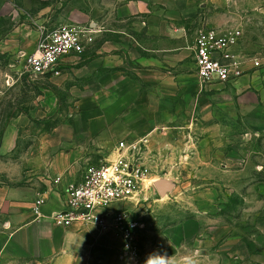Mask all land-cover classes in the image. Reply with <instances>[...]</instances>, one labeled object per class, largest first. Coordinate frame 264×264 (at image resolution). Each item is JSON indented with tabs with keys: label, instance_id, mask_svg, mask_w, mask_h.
<instances>
[{
	"label": "rangeland",
	"instance_id": "374dc122",
	"mask_svg": "<svg viewBox=\"0 0 264 264\" xmlns=\"http://www.w3.org/2000/svg\"><path fill=\"white\" fill-rule=\"evenodd\" d=\"M34 4L38 28L64 22L88 24L86 11L76 8H153L156 4L158 8H200L199 25L237 31L239 52L260 60L264 67V0H34ZM132 22V18L127 20L128 27ZM107 37L106 32L100 35L82 57L71 59L64 68L36 76L24 73L27 55L11 60L0 50V131L14 117L40 109L42 104L48 111L36 110L30 126L21 128L20 133L37 136L56 131L81 110L78 101L89 113L102 110L117 126L121 102L132 93L115 92L121 96L120 103L112 101L114 94L107 92L108 67L93 61L97 45ZM102 48L106 53L107 46ZM95 81L102 90L96 88ZM187 99L180 93L171 107L150 110L156 122L126 138L150 133L141 191L126 203L131 218L143 223L137 232L139 253L156 247L157 238L158 242L168 239V227L187 223L181 231L167 234L185 237L194 233L198 238L194 244L168 247L171 257L178 255L179 264L193 252L199 264H264V93H260L257 130L243 124L240 117H232L225 102L192 108ZM94 101L98 102L95 107ZM119 139L103 140L105 149L89 156L80 171L87 163L111 160ZM23 144L19 141V146ZM240 145L244 148L236 149ZM160 179L172 184L164 194L153 185ZM163 248L158 243V250ZM123 256L136 264L138 256Z\"/></svg>",
	"mask_w": 264,
	"mask_h": 264
},
{
	"label": "crops",
	"instance_id": "0c3cea01",
	"mask_svg": "<svg viewBox=\"0 0 264 264\" xmlns=\"http://www.w3.org/2000/svg\"><path fill=\"white\" fill-rule=\"evenodd\" d=\"M76 9L89 15L88 24L95 30L91 44L105 32L108 36L97 45L93 61L108 67L107 92L114 94L112 101L120 103L119 92L132 96L121 102L123 111L116 119L117 126L102 110L89 113L78 101L81 110L56 131L37 136L20 133L21 128L30 126L36 110L48 111L45 104L14 117L0 131V264H132L123 256L121 240L113 232L79 223L60 226L50 216L62 208L63 190L79 179L81 164L105 149L103 140L130 139L156 122L150 110L171 107L178 101V94H186L192 108L225 102L232 117H240L252 130L259 128L263 66L245 62L243 75L232 84L201 86L197 80L192 54L196 32L202 26L200 8H158L156 4L153 8ZM35 12L34 0H0V50L11 60H22L33 51L38 36ZM130 18L133 22L128 27ZM85 50L66 57L59 68L82 57ZM236 51L242 58L249 57L238 47ZM100 85L95 81L96 88L102 90ZM93 103L95 107L98 102ZM19 141L24 144L19 146ZM242 148L240 145L236 149ZM36 199L42 200L37 217L33 213ZM186 226L175 224L165 231H181ZM167 234L168 239L158 242L157 238L156 247L139 253L135 263L143 264L147 255L156 251L179 264L178 255L171 257L168 247L176 249L198 240L194 233L185 237ZM158 243L164 248L158 250Z\"/></svg>",
	"mask_w": 264,
	"mask_h": 264
},
{
	"label": "built area",
	"instance_id": "2783aa9c",
	"mask_svg": "<svg viewBox=\"0 0 264 264\" xmlns=\"http://www.w3.org/2000/svg\"><path fill=\"white\" fill-rule=\"evenodd\" d=\"M94 33L89 24L72 22L52 28L39 27L35 47L24 60V73L36 76L54 71L66 57L82 53L91 44ZM238 41L239 33L229 28H211L204 24L198 28L192 55L201 86L235 83L243 75L245 62L253 67L261 65L254 57L242 58L236 51ZM149 136L150 133H145L131 140L121 138L115 143V156L111 160L85 164L79 179L64 188L62 208L51 214V220L60 226L79 223L111 231L121 240L122 253L137 257V232L143 223L131 218L126 203L141 191ZM41 202V199L34 202L36 217Z\"/></svg>",
	"mask_w": 264,
	"mask_h": 264
},
{
	"label": "clouds",
	"instance_id": "9594fccd",
	"mask_svg": "<svg viewBox=\"0 0 264 264\" xmlns=\"http://www.w3.org/2000/svg\"><path fill=\"white\" fill-rule=\"evenodd\" d=\"M143 264H175V260L171 259L166 253L153 251L147 255ZM181 264H199L196 253L193 252L182 257Z\"/></svg>",
	"mask_w": 264,
	"mask_h": 264
},
{
	"label": "water",
	"instance_id": "95a60500",
	"mask_svg": "<svg viewBox=\"0 0 264 264\" xmlns=\"http://www.w3.org/2000/svg\"><path fill=\"white\" fill-rule=\"evenodd\" d=\"M153 185L155 186V188L158 190L160 194H164V192L172 188V184L163 179L155 181Z\"/></svg>",
	"mask_w": 264,
	"mask_h": 264
}]
</instances>
